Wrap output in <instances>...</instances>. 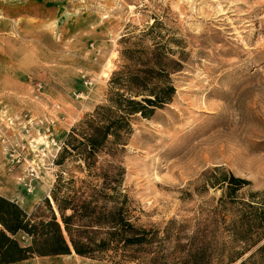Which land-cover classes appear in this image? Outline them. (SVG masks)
Masks as SVG:
<instances>
[{
	"label": "rangeland",
	"instance_id": "374dc122",
	"mask_svg": "<svg viewBox=\"0 0 264 264\" xmlns=\"http://www.w3.org/2000/svg\"><path fill=\"white\" fill-rule=\"evenodd\" d=\"M137 41L182 63L172 100L132 115L127 142L110 154L107 141L90 169L74 150L57 163ZM110 161L138 224L216 217L222 190L204 175L215 166L249 181L239 197L264 191V0H0V194L47 215L58 176L92 179ZM13 264L133 262L71 252Z\"/></svg>",
	"mask_w": 264,
	"mask_h": 264
},
{
	"label": "trees",
	"instance_id": "16d2710c",
	"mask_svg": "<svg viewBox=\"0 0 264 264\" xmlns=\"http://www.w3.org/2000/svg\"><path fill=\"white\" fill-rule=\"evenodd\" d=\"M164 47H144L137 41L121 52L125 63L110 78L107 103L72 129L57 163L74 150L90 169L107 141L110 154L111 148L127 142L132 115L150 117L172 100L176 88L170 74L182 63ZM90 174L92 179L58 176L51 189L57 212L46 197L47 215L28 213L0 194V264L71 252L118 256L133 264H264V191L239 197L249 181L224 167L204 174L206 184L222 190L216 217L196 220L192 227L174 219L163 228L138 224L122 187L125 168L120 163L110 161Z\"/></svg>",
	"mask_w": 264,
	"mask_h": 264
},
{
	"label": "crops",
	"instance_id": "0c3cea01",
	"mask_svg": "<svg viewBox=\"0 0 264 264\" xmlns=\"http://www.w3.org/2000/svg\"><path fill=\"white\" fill-rule=\"evenodd\" d=\"M31 69H32V68H31ZM4 79H5V78H4ZM7 79H8V78H7ZM10 81H11V80H10V78H9V87H10ZM6 88H7V87H6Z\"/></svg>",
	"mask_w": 264,
	"mask_h": 264
},
{
	"label": "built area",
	"instance_id": "2783aa9c",
	"mask_svg": "<svg viewBox=\"0 0 264 264\" xmlns=\"http://www.w3.org/2000/svg\"><path fill=\"white\" fill-rule=\"evenodd\" d=\"M38 86H40V85H38ZM54 144L56 143V141H52Z\"/></svg>",
	"mask_w": 264,
	"mask_h": 264
}]
</instances>
